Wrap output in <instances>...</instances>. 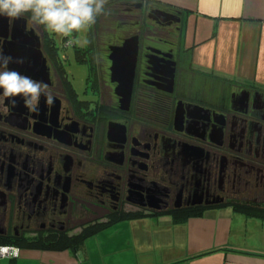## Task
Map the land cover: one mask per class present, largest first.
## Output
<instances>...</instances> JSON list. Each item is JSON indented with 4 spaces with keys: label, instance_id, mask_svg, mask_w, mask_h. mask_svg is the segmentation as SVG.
I'll use <instances>...</instances> for the list:
<instances>
[{
    "label": "flooded vegetation",
    "instance_id": "af4514ba",
    "mask_svg": "<svg viewBox=\"0 0 264 264\" xmlns=\"http://www.w3.org/2000/svg\"><path fill=\"white\" fill-rule=\"evenodd\" d=\"M134 7L167 33L180 29L172 12ZM56 37L30 13L0 16L9 68L54 97L49 106L42 95L33 113L19 97L12 107L0 96V237L48 244L130 220L183 222L222 209L264 218L263 86L202 73L180 40L140 38L123 107L109 55L105 69L102 59L80 58L75 44L70 57L66 37ZM72 65L87 70L82 92Z\"/></svg>",
    "mask_w": 264,
    "mask_h": 264
},
{
    "label": "crops",
    "instance_id": "0c3cea01",
    "mask_svg": "<svg viewBox=\"0 0 264 264\" xmlns=\"http://www.w3.org/2000/svg\"><path fill=\"white\" fill-rule=\"evenodd\" d=\"M150 2L180 13L181 46L195 69L264 87V0ZM11 262L264 264V218L222 209L183 222L130 220L104 229L76 250L21 249L15 260L0 257V264Z\"/></svg>",
    "mask_w": 264,
    "mask_h": 264
},
{
    "label": "clouds",
    "instance_id": "9594fccd",
    "mask_svg": "<svg viewBox=\"0 0 264 264\" xmlns=\"http://www.w3.org/2000/svg\"><path fill=\"white\" fill-rule=\"evenodd\" d=\"M106 4L107 0H0V16L14 20L30 13L33 23L68 38L66 47L74 44L84 47L89 43L87 38H77L74 34L84 33L94 25L96 18L105 14ZM12 62V57L3 56L0 47V96L8 98L12 107L16 105L15 98L19 97L33 113L38 112L42 95L47 105H53L54 97L46 91L48 85L10 69ZM15 62L22 64L23 59Z\"/></svg>",
    "mask_w": 264,
    "mask_h": 264
},
{
    "label": "trees",
    "instance_id": "16d2710c",
    "mask_svg": "<svg viewBox=\"0 0 264 264\" xmlns=\"http://www.w3.org/2000/svg\"><path fill=\"white\" fill-rule=\"evenodd\" d=\"M131 2H140L145 3L153 9L162 10L160 7L153 5L150 0H107V4L105 5V14L100 15L96 18V23L91 25L86 32V38L89 43L84 47H78L77 55L80 58L86 59H96L100 58L104 49L108 50L111 46L120 45L126 39L130 38L132 35H137L143 40V38H148L150 40L151 37L147 36L148 31L145 29V25L141 22V17L133 16L132 11H130L128 4ZM165 11L175 12L172 10L164 9ZM160 11H156L154 14L156 17H159ZM176 13V14H175ZM172 18L176 19V22H181V18L179 14L175 12ZM162 25V24H160ZM162 27H164L162 25ZM162 27H158V31L162 30ZM137 32H133V34L125 35V37H121V34L128 33L132 30H137ZM177 32H181V35H178V40L183 37V29L177 30ZM75 35V34H74ZM161 38L160 35H155ZM67 40V38H66ZM81 60V59H80ZM256 216L263 218L260 214ZM110 226L104 227H96L92 229V231L86 233L83 236L71 238V239H60L53 243H27L16 240H7L0 237V247L2 246H14L20 249H35L41 251H64V250H76L80 246H82L91 236H94L106 228ZM91 234V235H90ZM90 236V237H89ZM88 238V239H87ZM10 264H14L11 262Z\"/></svg>",
    "mask_w": 264,
    "mask_h": 264
},
{
    "label": "water",
    "instance_id": "95a60500",
    "mask_svg": "<svg viewBox=\"0 0 264 264\" xmlns=\"http://www.w3.org/2000/svg\"><path fill=\"white\" fill-rule=\"evenodd\" d=\"M109 50V60L111 61V82L117 84L115 92L120 98L121 106L128 107L131 102L136 76L140 50V37L133 36L128 38L124 41L123 45L111 46ZM155 53L158 54L159 51H156ZM172 57V55H168L167 58L172 59ZM171 65L175 66V63L171 62ZM169 72L170 77L173 79L175 69L173 68Z\"/></svg>",
    "mask_w": 264,
    "mask_h": 264
},
{
    "label": "rangeland",
    "instance_id": "374dc122",
    "mask_svg": "<svg viewBox=\"0 0 264 264\" xmlns=\"http://www.w3.org/2000/svg\"><path fill=\"white\" fill-rule=\"evenodd\" d=\"M135 4L136 5H140V4L142 5V3H140V2H131V3L128 4V7L132 11V15L133 16L141 17V20H142L141 22L144 23L145 28H146L145 30L149 32L147 36L152 38V39L150 38L151 40H148V38L144 37L143 40H144L145 44H148V43L149 44H153L152 42L154 41L153 39H155V37H156L155 35H160L164 39H168L169 38L171 40L175 39L176 41H178V36H177L178 32L177 31L174 32V33L173 32L172 33H170V32L167 33V30H159L158 31V27L152 22V20L148 19L144 15H141L140 9L134 7ZM137 31H138V28H137V30H132V31H130L128 33L121 34V37H125V35L127 36L130 33L133 34V32H137ZM86 32L80 33V34H75L74 37H77V38L86 37ZM131 34H130V36H131ZM159 38L160 37H158V40H156V42L159 41ZM63 39H64V37H61V36L57 35L56 42L58 44H62ZM76 46L77 47H81V46H78V45H76ZM72 53H73V48L70 47L69 48V52H68L70 57L73 56ZM108 55H110L109 51L104 49L103 52H102L101 57L99 58V59L104 60V63L106 64L105 69H107L108 66L110 65V61H108ZM70 70L72 71V74L74 76V84H75L77 90L82 92L84 90L85 78H86V75H87L86 68L72 65Z\"/></svg>",
    "mask_w": 264,
    "mask_h": 264
},
{
    "label": "built area",
    "instance_id": "2783aa9c",
    "mask_svg": "<svg viewBox=\"0 0 264 264\" xmlns=\"http://www.w3.org/2000/svg\"><path fill=\"white\" fill-rule=\"evenodd\" d=\"M20 251L17 247L13 246H3L0 247V257L2 258H9L15 260L19 258Z\"/></svg>",
    "mask_w": 264,
    "mask_h": 264
}]
</instances>
